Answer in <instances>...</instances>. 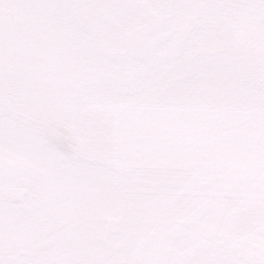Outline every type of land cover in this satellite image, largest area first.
I'll list each match as a JSON object with an SVG mask.
<instances>
[{
  "label": "snow or ice",
  "instance_id": "snow-or-ice-1",
  "mask_svg": "<svg viewBox=\"0 0 264 264\" xmlns=\"http://www.w3.org/2000/svg\"><path fill=\"white\" fill-rule=\"evenodd\" d=\"M0 264H264V0H0Z\"/></svg>",
  "mask_w": 264,
  "mask_h": 264
}]
</instances>
